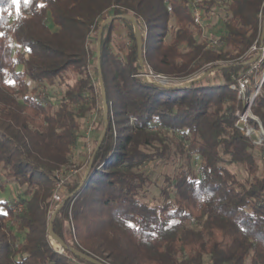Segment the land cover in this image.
Listing matches in <instances>:
<instances>
[{"label": "trees", "instance_id": "trees-1", "mask_svg": "<svg viewBox=\"0 0 264 264\" xmlns=\"http://www.w3.org/2000/svg\"><path fill=\"white\" fill-rule=\"evenodd\" d=\"M226 1L223 46L215 51L199 39L188 0H32L19 13L12 0H0V188L23 189L18 201L0 202V264H93L80 254L104 264H264V172L255 154L264 163V140L257 148L237 127L246 103L231 88L255 57L250 50L263 33L264 0ZM213 5L201 8L208 15ZM126 16L140 27L144 68L186 82L145 81ZM111 17L97 65L108 105V125L102 108L98 127L107 132L92 149L87 177L86 169L69 179L53 211L56 174L71 166L82 122L96 103L90 38ZM121 21L132 42L125 55L111 49ZM210 70L222 83L206 84L213 72L195 80ZM47 85L66 88L58 104L42 97ZM253 111L264 127V93ZM157 127L181 133L187 163L166 176L163 201L152 204L144 200L150 178L140 169L167 158ZM156 143L161 150L145 151ZM195 156L199 174L192 171ZM232 165L248 179H239ZM52 219L63 252L52 243Z\"/></svg>", "mask_w": 264, "mask_h": 264}, {"label": "rangeland", "instance_id": "rangeland-1", "mask_svg": "<svg viewBox=\"0 0 264 264\" xmlns=\"http://www.w3.org/2000/svg\"><path fill=\"white\" fill-rule=\"evenodd\" d=\"M209 0H202L201 5L203 3H207ZM214 5L212 6V11L210 14L206 15L205 12V28L203 32L201 31V35L199 36V39H205L207 36H212L219 38L220 34L223 33L224 30V20L228 17V3L226 0H213ZM109 15H112V12L109 13ZM51 28L55 29L51 25ZM144 37L147 36V33H143ZM170 35L167 36V40L170 39ZM96 35L93 34L90 38V49L93 52L92 60L90 62V71L94 79L95 84V98L96 103L95 105L91 106V109L86 116V118L82 122L81 127V136L77 142V144L72 148L71 153V166L68 167V169H76L78 171V174L75 176H71L69 179H73L74 177L76 179H80L81 176L84 174V172L87 169L88 161L90 159V155L92 152V149L95 145V143L101 138V135L104 131V128L100 125L98 127V124L100 120L102 119V108L103 107V101H102V93L101 89L99 87V77H98V64H97V55H96ZM261 42V40H260ZM131 39L129 37V26L126 22H119L115 28V31L113 33V41L111 45V49L113 52L120 53L122 55H125L130 46H131ZM15 49H18V47L15 45ZM220 49H216L215 51H219ZM224 65V64H221ZM250 65V64H249ZM248 65V66H249ZM18 70H22L21 66L17 67ZM146 68L145 70H147ZM244 72V71H243ZM242 72V73H243ZM241 73V74H242ZM241 74H239L237 77H239ZM264 74V67L257 75V80L260 81L262 79ZM196 77H200L199 75ZM180 82H186L181 80ZM222 83V77L219 72H213V74L210 75V77L206 80V84H219ZM182 84V83H180ZM31 86H33V83H30ZM252 93L255 91V84L252 83L250 85ZM248 88V89H249ZM66 88L64 86H49L47 85V90L45 92H42V97L45 95H49L53 101L58 104L59 100L62 98ZM264 93V83L262 85V88L259 92V94ZM258 94V95H259ZM252 95V94H251ZM257 98V97H256ZM85 102L90 104L89 98L85 97ZM256 104V99L254 105L249 109L248 115V129L250 130L251 139L253 143L257 146V148L262 145L264 140V127L262 126L261 120L258 116L255 115L253 109ZM77 107V105H76ZM246 105L243 109L238 111L239 116L242 115L245 112ZM237 113V116H238ZM90 116L97 117L95 130L92 132V134L89 136V138L86 135V129L87 125L86 122L89 119ZM238 116V117H239ZM253 122H257L260 126L259 128H256L253 125ZM98 127V128H97ZM162 130V131H161ZM154 131L161 133V138L164 140L165 145L167 146V158H160L154 161L146 162L140 170L144 171L147 176L150 178V184L146 187L145 192V201L150 202L152 204L160 203L163 201V197L161 195V189L164 187V180L167 175H172L176 173L182 166H185L187 163L186 157L183 154L182 147L180 146L181 142V133H176L173 131H167L163 130L159 127L157 129L154 128ZM257 142V143H256ZM261 142V143H260ZM187 145V144H186ZM187 148V146H185ZM161 150V145L159 143H156V146L154 147H147L145 149L148 153H155L156 151ZM256 156L258 157V164H259V175H262L264 172V163L262 160V155L260 151H255ZM200 159L199 157L195 156L193 157L191 161L192 171L194 174H199V168H200ZM230 168L237 174L238 178L241 180L248 179V173L246 170L238 165H232ZM22 188H19L16 184L9 183L4 190L0 188V202H16L18 201V195L22 192ZM66 184L63 186L59 193L62 197L67 193ZM63 202V201H62ZM62 204V203H61ZM61 204H57V206L53 209L55 211ZM53 211L50 213L52 215ZM54 247L61 252V248L58 243L53 242ZM207 261V258H206Z\"/></svg>", "mask_w": 264, "mask_h": 264}, {"label": "built area", "instance_id": "built-area-1", "mask_svg": "<svg viewBox=\"0 0 264 264\" xmlns=\"http://www.w3.org/2000/svg\"><path fill=\"white\" fill-rule=\"evenodd\" d=\"M188 1L190 3V7L192 11L194 26L196 29L201 30L203 32L205 28L206 18H205L204 10L201 8L202 0H188ZM205 40L207 43V48L211 50L220 49L223 46V41L220 38L207 36L205 37ZM250 54H255V57L258 56L257 60L251 63L248 66V69L245 70L239 77L234 78V82L231 84V88L237 92L239 99L244 100L246 103L245 112L240 116L238 113L239 117H238L237 127L247 136L251 137L252 133L248 129V120H249L248 111L252 107V105H254L255 99L258 96L262 88V85L264 83V74H263L262 79H260V81H256L257 75L264 67V41L263 43L256 42L252 46L250 50ZM144 75L147 76V78H150L152 81L162 84L164 86L179 85L180 83H183V82H180L179 80L171 79L165 75L157 74L153 72V70L149 67L147 70H145ZM144 75L142 74L141 76H144ZM252 83H254L256 86L255 91L252 93L251 96L247 97L248 88L250 87ZM96 120H97V117L90 116L86 122V125H87L86 135L88 138L92 134V132L95 130ZM76 174H78V171L76 169L69 170L67 167L62 168L60 171L57 172L56 179H55V186H54V195H53V199L55 200L57 204H61L63 201V197L59 193V190L63 186H65L66 182L69 180L71 176H75ZM22 208H23V205L17 204L14 207V211L19 212L22 210Z\"/></svg>", "mask_w": 264, "mask_h": 264}, {"label": "water", "instance_id": "water-1", "mask_svg": "<svg viewBox=\"0 0 264 264\" xmlns=\"http://www.w3.org/2000/svg\"><path fill=\"white\" fill-rule=\"evenodd\" d=\"M126 19L130 20L134 26V32H135V38H136V42H137V47H138V57H139V61H140V64L142 66V74L144 75L145 74V68H144V63H143V58H142V50H143V44H142V36H141V31H140V27L138 25V23L136 22L135 18L132 17V16H126L125 17ZM114 20V17H111L109 18L108 20H106L102 25H101V28L98 32V37H97V62H98V65L100 63V56H101V39H102V33L104 31V28L105 26ZM264 41V29H263V33H262V36H261V42L263 43ZM258 58L257 57H254L252 60H250L249 62L246 63V65H249L251 63H253L254 61H256ZM226 67H219L217 68L216 70L217 71H220L222 69H224ZM213 72V70H210L208 72H206L204 75L200 76V77H196L195 80L198 81V80H201V79H205L207 78L211 73ZM98 79H99V83H100V87H101V93H102V101H103V107H104V120H105V125L107 127L108 125V105H107V101H106V92H105V87H104V82H103V77H102V71H101V68L100 66H98ZM145 81L147 82V76H143ZM159 84V83H158ZM191 84H193V82H189L186 84V86H190ZM162 85V84H160ZM181 85V84H179ZM164 86V85H163ZM106 132H107V129L105 128V130L103 131L102 135H101V138L98 142V146L101 145L102 143V140L103 138L105 137L106 135ZM93 158L94 156L91 158V161H90V164L87 168V171H86V176L89 174L90 170H91V167H92V162H93ZM52 221L53 219L51 220L50 222V233H51V239L53 242H56L59 244L60 248H61V251L63 252L64 249H65V245L64 243L61 241V239L59 237H57L53 231H52ZM84 259H86L87 261L93 263V264H104L96 259H93L89 256H86V255H83V254H80Z\"/></svg>", "mask_w": 264, "mask_h": 264}, {"label": "snow or ice", "instance_id": "snow-or-ice-1", "mask_svg": "<svg viewBox=\"0 0 264 264\" xmlns=\"http://www.w3.org/2000/svg\"><path fill=\"white\" fill-rule=\"evenodd\" d=\"M12 3L16 6L17 12L19 13L21 4L23 3L24 6H29L32 4V0H12ZM3 35H4L3 33H0V38H2ZM7 83H9L10 86H15L14 81H7ZM3 214L6 215V213H3Z\"/></svg>", "mask_w": 264, "mask_h": 264}]
</instances>
